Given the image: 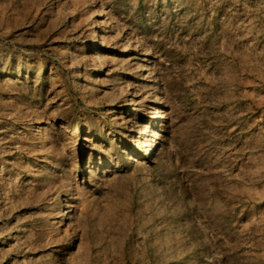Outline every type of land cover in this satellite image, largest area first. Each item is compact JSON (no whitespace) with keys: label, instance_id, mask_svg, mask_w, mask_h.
<instances>
[{"label":"rangeland","instance_id":"1","mask_svg":"<svg viewBox=\"0 0 264 264\" xmlns=\"http://www.w3.org/2000/svg\"><path fill=\"white\" fill-rule=\"evenodd\" d=\"M0 264H264V0H0Z\"/></svg>","mask_w":264,"mask_h":264}]
</instances>
